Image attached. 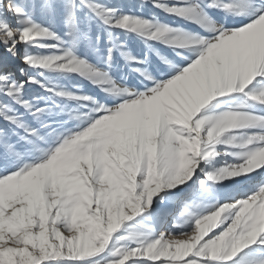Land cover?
I'll list each match as a JSON object with an SVG mask.
<instances>
[{
    "label": "snow or ice",
    "instance_id": "obj_1",
    "mask_svg": "<svg viewBox=\"0 0 264 264\" xmlns=\"http://www.w3.org/2000/svg\"><path fill=\"white\" fill-rule=\"evenodd\" d=\"M0 264H264V0H0Z\"/></svg>",
    "mask_w": 264,
    "mask_h": 264
}]
</instances>
